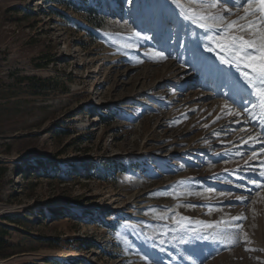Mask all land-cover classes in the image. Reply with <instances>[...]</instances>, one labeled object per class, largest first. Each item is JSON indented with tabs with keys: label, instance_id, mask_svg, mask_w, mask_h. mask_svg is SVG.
Instances as JSON below:
<instances>
[{
	"label": "rangeland",
	"instance_id": "374dc122",
	"mask_svg": "<svg viewBox=\"0 0 264 264\" xmlns=\"http://www.w3.org/2000/svg\"><path fill=\"white\" fill-rule=\"evenodd\" d=\"M224 7L250 38L239 26L257 17ZM171 9L0 0V264H192L193 248L197 264H264L260 117L192 66L202 29L162 42ZM183 227L207 238L186 243Z\"/></svg>",
	"mask_w": 264,
	"mask_h": 264
},
{
	"label": "snow or ice",
	"instance_id": "6c2138e0",
	"mask_svg": "<svg viewBox=\"0 0 264 264\" xmlns=\"http://www.w3.org/2000/svg\"><path fill=\"white\" fill-rule=\"evenodd\" d=\"M127 2L131 3L132 0H127ZM167 2L172 5V14L162 15L157 22L162 42L168 44L173 36H177L179 39L178 31L180 29H183L186 35L192 36L190 25L202 29L203 35L196 34L195 38L191 39L187 49L191 55L192 66L220 82L222 87H227L229 99L233 101V104L243 103L246 113L260 117L258 124L264 129V0H189V3L199 5L200 10L185 6V4L180 3V0H167ZM227 4H231L233 7L238 5L244 9L246 15L257 17L256 20L239 26L240 32L251 33L250 38H246L244 34H230L231 29L237 26L238 21H227L223 13L230 14L232 12V8L224 7ZM212 9L219 10L213 12ZM245 18L240 17L239 19ZM173 26L177 28V32H173ZM133 35L141 38L139 31L134 32ZM143 38L152 39L153 37L145 36ZM209 44L214 45V47L209 46ZM205 48L208 52L219 50L222 53L219 56V64L210 61L209 57L203 55ZM150 58L164 60L168 57L164 55L163 51H160L156 53L155 57L150 56ZM220 65H227L229 69L235 67L240 76H236L235 73L220 67ZM248 105H251V108ZM223 107L228 110L226 114L240 115V112L228 103H225ZM257 109L259 112L255 111ZM177 223L181 222L178 221ZM198 223L204 228L211 229L214 227L213 224ZM235 227L240 228L242 226L237 224ZM182 230L186 234H190L189 239L185 241L186 243L207 238L196 229L183 227ZM194 257L198 258V252L195 248L186 258L191 260L192 264H197V259Z\"/></svg>",
	"mask_w": 264,
	"mask_h": 264
},
{
	"label": "bare ground",
	"instance_id": "6f19581e",
	"mask_svg": "<svg viewBox=\"0 0 264 264\" xmlns=\"http://www.w3.org/2000/svg\"><path fill=\"white\" fill-rule=\"evenodd\" d=\"M226 90L224 91V93L227 95V96H229V89L227 88V87H224ZM224 94V95H225ZM250 108V107H249ZM256 112H259V110L257 111V110H255ZM245 113V112H244ZM249 115V114H248ZM258 118H259V116H257ZM249 118L252 120V122L254 121V118H256V116L255 115H249ZM260 168V167H259ZM261 169V168H260ZM261 173H264V166H263V169L261 170V171H258V172H253V173H250L251 175H252V177L254 176L255 178H257L260 182L258 183V184H254L255 186H253V187H260V186H262L263 184H264V175H261ZM235 178V177H234ZM257 182V181H256ZM255 183V182H254ZM257 187V188H258ZM176 246V245H175ZM176 248V247H175ZM180 252V253H179ZM179 252H177V253H179L178 255H180L181 254V251H179ZM178 259V258H177ZM198 260V259H197ZM184 263V262H183ZM184 264H186V263H184Z\"/></svg>",
	"mask_w": 264,
	"mask_h": 264
},
{
	"label": "trees",
	"instance_id": "16d2710c",
	"mask_svg": "<svg viewBox=\"0 0 264 264\" xmlns=\"http://www.w3.org/2000/svg\"><path fill=\"white\" fill-rule=\"evenodd\" d=\"M0 246L4 247L5 250L10 248L9 243L5 239L0 240Z\"/></svg>",
	"mask_w": 264,
	"mask_h": 264
}]
</instances>
